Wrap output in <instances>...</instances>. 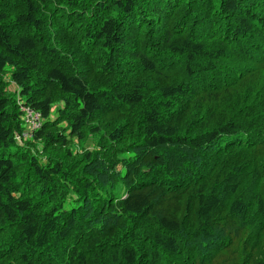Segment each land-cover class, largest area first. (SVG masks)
Masks as SVG:
<instances>
[{
  "label": "trees",
  "instance_id": "16d2710c",
  "mask_svg": "<svg viewBox=\"0 0 264 264\" xmlns=\"http://www.w3.org/2000/svg\"><path fill=\"white\" fill-rule=\"evenodd\" d=\"M0 264H264V0H0Z\"/></svg>",
  "mask_w": 264,
  "mask_h": 264
},
{
  "label": "built area",
  "instance_id": "2783aa9c",
  "mask_svg": "<svg viewBox=\"0 0 264 264\" xmlns=\"http://www.w3.org/2000/svg\"><path fill=\"white\" fill-rule=\"evenodd\" d=\"M25 112V123L28 125L32 130L37 129L41 126V117L38 113L33 112L30 109H24ZM26 137V135H24ZM20 141V138H18Z\"/></svg>",
  "mask_w": 264,
  "mask_h": 264
},
{
  "label": "rangeland",
  "instance_id": "374dc122",
  "mask_svg": "<svg viewBox=\"0 0 264 264\" xmlns=\"http://www.w3.org/2000/svg\"><path fill=\"white\" fill-rule=\"evenodd\" d=\"M17 90H18V88L15 85H11L10 86V91L12 93H15ZM53 113H54V116H55V114H56V110L55 109L53 110Z\"/></svg>",
  "mask_w": 264,
  "mask_h": 264
}]
</instances>
